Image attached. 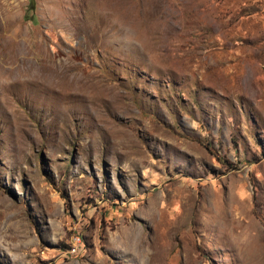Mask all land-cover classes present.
Returning <instances> with one entry per match:
<instances>
[{
	"label": "rangeland",
	"instance_id": "rangeland-1",
	"mask_svg": "<svg viewBox=\"0 0 264 264\" xmlns=\"http://www.w3.org/2000/svg\"><path fill=\"white\" fill-rule=\"evenodd\" d=\"M0 0V264H264V0Z\"/></svg>",
	"mask_w": 264,
	"mask_h": 264
},
{
	"label": "trees",
	"instance_id": "trees-1",
	"mask_svg": "<svg viewBox=\"0 0 264 264\" xmlns=\"http://www.w3.org/2000/svg\"><path fill=\"white\" fill-rule=\"evenodd\" d=\"M35 8H36L35 0H28L27 10L30 13L28 20H30L33 24L35 23V19H34Z\"/></svg>",
	"mask_w": 264,
	"mask_h": 264
}]
</instances>
